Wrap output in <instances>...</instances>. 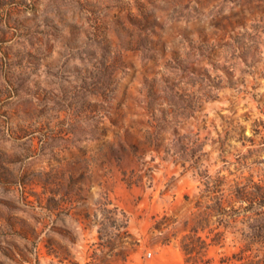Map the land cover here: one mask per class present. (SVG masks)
Here are the masks:
<instances>
[{
	"label": "rangeland",
	"instance_id": "374dc122",
	"mask_svg": "<svg viewBox=\"0 0 264 264\" xmlns=\"http://www.w3.org/2000/svg\"><path fill=\"white\" fill-rule=\"evenodd\" d=\"M202 170L264 183V0H0V264H185Z\"/></svg>",
	"mask_w": 264,
	"mask_h": 264
},
{
	"label": "trees",
	"instance_id": "16d2710c",
	"mask_svg": "<svg viewBox=\"0 0 264 264\" xmlns=\"http://www.w3.org/2000/svg\"><path fill=\"white\" fill-rule=\"evenodd\" d=\"M199 177L201 198L212 204L198 201V215L186 222V233L180 240L185 264H264V183L250 179L233 184L220 176L212 177L208 170L200 171ZM205 216L217 218L215 228H206ZM239 223L247 228H238ZM230 237L236 251L224 254L219 261L206 258L212 247L225 248Z\"/></svg>",
	"mask_w": 264,
	"mask_h": 264
}]
</instances>
